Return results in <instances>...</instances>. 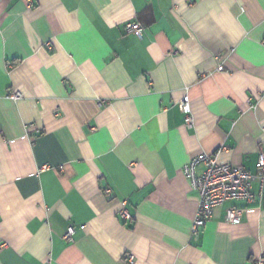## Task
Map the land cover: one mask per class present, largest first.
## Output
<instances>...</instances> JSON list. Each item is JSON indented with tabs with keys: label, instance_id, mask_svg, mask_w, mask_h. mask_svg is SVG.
Masks as SVG:
<instances>
[{
	"label": "crops",
	"instance_id": "1",
	"mask_svg": "<svg viewBox=\"0 0 264 264\" xmlns=\"http://www.w3.org/2000/svg\"><path fill=\"white\" fill-rule=\"evenodd\" d=\"M261 150L264 0H0V264H264V201L193 235L183 173Z\"/></svg>",
	"mask_w": 264,
	"mask_h": 264
},
{
	"label": "built area",
	"instance_id": "2",
	"mask_svg": "<svg viewBox=\"0 0 264 264\" xmlns=\"http://www.w3.org/2000/svg\"><path fill=\"white\" fill-rule=\"evenodd\" d=\"M126 33L142 37L144 26L137 21L128 22L125 25ZM219 71L223 67L218 68ZM10 98L20 100L23 98L21 92L11 93ZM180 110L185 116L187 126H192L194 119L192 113L191 98L185 96L180 103ZM204 165L203 172H199V166ZM184 175L190 181L193 189L199 196L198 209L192 225L193 235H197L199 230L213 217L215 210L227 201L245 199L248 203H254L257 198L264 201V150L256 164V172L251 173L242 166L220 164L217 155L201 153L192 158L183 168ZM258 183L259 193L253 191V185ZM110 190L106 193L110 194ZM127 201H123L120 215L124 219H131L126 209ZM242 214V209L230 208L227 210V220L230 223L237 221ZM84 228V227H82ZM74 229L70 228L65 235V239L72 240ZM134 257H130L133 262Z\"/></svg>",
	"mask_w": 264,
	"mask_h": 264
}]
</instances>
